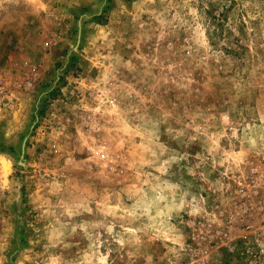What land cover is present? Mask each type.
Instances as JSON below:
<instances>
[{
	"label": "rangeland",
	"instance_id": "1",
	"mask_svg": "<svg viewBox=\"0 0 264 264\" xmlns=\"http://www.w3.org/2000/svg\"><path fill=\"white\" fill-rule=\"evenodd\" d=\"M262 222L264 0H0V264H245Z\"/></svg>",
	"mask_w": 264,
	"mask_h": 264
},
{
	"label": "built area",
	"instance_id": "2",
	"mask_svg": "<svg viewBox=\"0 0 264 264\" xmlns=\"http://www.w3.org/2000/svg\"><path fill=\"white\" fill-rule=\"evenodd\" d=\"M104 158V154H100ZM242 254L245 264H264V222L255 228L247 227L243 236Z\"/></svg>",
	"mask_w": 264,
	"mask_h": 264
}]
</instances>
